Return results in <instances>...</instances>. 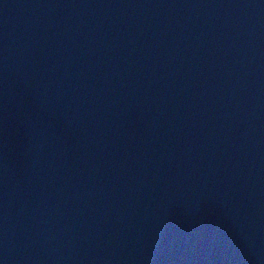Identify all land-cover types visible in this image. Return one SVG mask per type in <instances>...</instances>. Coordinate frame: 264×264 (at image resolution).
<instances>
[{
  "label": "water",
  "instance_id": "water-1",
  "mask_svg": "<svg viewBox=\"0 0 264 264\" xmlns=\"http://www.w3.org/2000/svg\"><path fill=\"white\" fill-rule=\"evenodd\" d=\"M0 264H264V0H0Z\"/></svg>",
  "mask_w": 264,
  "mask_h": 264
}]
</instances>
